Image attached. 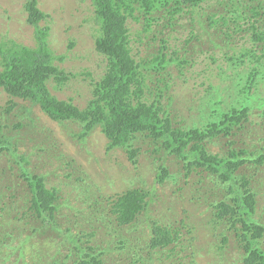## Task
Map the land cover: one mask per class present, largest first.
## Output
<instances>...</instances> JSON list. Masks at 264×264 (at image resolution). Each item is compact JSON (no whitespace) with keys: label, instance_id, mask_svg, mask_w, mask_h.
Masks as SVG:
<instances>
[{"label":"rangeland","instance_id":"rangeland-1","mask_svg":"<svg viewBox=\"0 0 264 264\" xmlns=\"http://www.w3.org/2000/svg\"><path fill=\"white\" fill-rule=\"evenodd\" d=\"M233 1L208 0L197 9H186L181 14L185 17L180 20L185 27L177 32L171 26L177 22L178 14L174 15L175 19L170 16V21H162L163 29L155 23L156 29L162 30L155 40L144 31L145 23L130 19L132 31L144 29L141 32L156 44L154 53L137 51L132 45L138 61L152 59L150 65L161 61L162 57L172 63L171 80L167 78V86L171 81V90L170 86L168 88L172 97L167 93V86L160 85L162 88L156 90L164 89L162 101L181 125L188 121L191 126L203 129L214 121L219 108L228 109L231 105L241 108L244 103L249 106V100L254 107L264 103V40L255 48L261 57L259 64L252 57H244L252 49L250 41H256L251 26L257 27L261 22L256 21L258 17L249 8L251 0H244L240 5L238 0ZM256 4L264 10V0H256ZM40 9L49 15L43 26L50 29L48 40L55 53L54 64L73 75L61 86L50 82L49 91L60 100L73 101L79 109H86L93 98V84L102 79L106 70L105 60L96 51L100 28L95 23L92 1L41 0ZM239 15L245 20L238 19ZM258 27L264 35V27ZM163 38L169 42L164 43ZM1 43L36 47L34 29L27 22L25 0H0ZM175 50L184 51L187 56L188 63H183L182 69L175 63ZM232 56L240 61L243 58L247 63L232 66L227 60ZM87 71L91 77L83 74ZM13 103L16 108L8 114L7 108ZM255 113L256 110L247 124L246 139H240L242 132L237 136L232 132L231 147L242 153L259 149L258 139L264 140V119ZM29 117H34L39 127L47 132V138L40 135L35 140L38 131ZM155 145L149 140H137L134 149L138 157L133 162L128 149L109 150V140L102 127L84 139L81 126L59 124L39 106L12 98L1 90L0 187L3 186L8 194L0 197V233L9 231L11 236H0V250L11 252L6 264H53L71 253L74 255L69 260H76L79 253L88 254V260L101 255L105 264H139V260L145 264L152 255L153 264H243V250L236 240L245 231L243 224L236 225L240 230L237 236L223 226L213 227L210 222L217 210L211 217L204 205L207 198L212 197L203 189L208 186L205 187L201 178L196 179L192 170L188 172L185 165L168 156L164 149L151 153L150 146ZM12 146L17 150L15 155L5 149ZM43 149L47 150V156ZM216 149L219 148H212L217 152ZM27 153L30 159L23 161ZM17 155L23 157L19 163ZM22 167L29 176H43L49 188L58 190L63 199L59 200L67 202L57 212V218L66 223L73 237L57 242L55 232L34 227L41 226L36 215H30L33 226L21 219L22 213L15 216L22 201L13 200L11 192L22 193L23 188H30ZM163 167L169 169L170 176L160 185L157 180L160 182ZM259 169L260 172H253L247 167L240 173L254 177L251 185L257 193V205L264 213V187L258 189L255 184L264 172V168ZM131 189H140L143 193L150 191L152 195L146 200V211L138 220L133 225L122 226L112 212L113 203ZM215 192L216 189L213 197ZM220 199L219 196L216 205ZM5 205H8L6 212ZM11 214L16 217L13 221L8 218ZM257 219L264 224V214H257ZM156 226L171 230L176 240L165 253L162 251L158 255L146 247ZM224 236L229 237L225 253L218 250ZM6 244L10 245V250ZM22 246L27 247L28 256L26 260L17 261L12 257L16 254L13 249L17 251ZM165 255L173 257L169 259ZM220 255L221 262L217 259Z\"/></svg>","mask_w":264,"mask_h":264},{"label":"trees","instance_id":"trees-1","mask_svg":"<svg viewBox=\"0 0 264 264\" xmlns=\"http://www.w3.org/2000/svg\"><path fill=\"white\" fill-rule=\"evenodd\" d=\"M91 1L95 12V23L100 28L98 36H96V51L105 60L106 70L102 79L95 85L93 84V98L86 109H79L73 104V101L60 100L49 91L48 84L50 82L61 86L70 81L73 75L54 64L55 53L48 40L50 29L48 26H43V23L48 21L49 15L40 9L41 0H25L27 22L34 29L36 47L21 46L17 43L0 44L2 64L0 91L4 90L12 98H19L21 101L39 106L45 114L59 124L74 123L81 126L84 139L89 137L96 128L102 127L109 140V150L128 149L133 162L138 157L137 150L134 149L137 140H149L154 145L156 144V147L150 146L151 153L153 151L157 153L164 149L168 156L174 157L182 166L185 165L188 172L192 170L196 179L201 178L205 187L208 186L203 189L212 197L207 198L204 205L209 210L211 217H214L215 210H217V215L210 222L213 227L223 226L232 234L236 233L235 236H237L240 230L236 228V225L243 224L245 231L236 238L243 250V264H264V224L261 219H257V214L264 213L261 212V206L257 205V193L251 185L254 177L248 178L247 175L240 173L247 167L253 172H260L259 168H264V140L258 139L256 145L259 149L251 153L249 151L242 153L241 150L238 151L231 147L233 134L237 136L238 132H242L240 139H246L247 124L255 110V115L264 119V103L254 107L253 102L249 100L247 102L249 106L244 103L241 108L236 105H231L227 107L228 109L219 108L215 112L214 121L203 129L191 126L188 121L186 125H181L172 113L168 112L162 101L164 89L160 92L156 90L162 88L160 85L167 86V78L171 80L172 72L169 69L172 63L162 57H160L161 61L153 62L150 65L148 63L152 59L139 62L132 47L133 45L137 51L154 53L156 44L152 40L159 38L158 35L162 33V30L156 29L155 23L163 29L162 21H170L172 17L175 19L174 15L178 14L177 22L171 26V28L174 27V32H177L185 27L184 24H180V20L185 17L181 14L188 8L197 9L208 0ZM238 1L240 5L244 0ZM232 2L234 3L233 0ZM249 8L254 16L258 17L256 21L261 22L258 26L264 27L262 7L256 4V0H251ZM130 19L145 23L146 28L143 30L153 35L152 40L141 32L143 30L132 31ZM238 19L245 20L240 15ZM258 26H251L256 41H250L252 49L244 54V57L254 58L257 64L261 61V57L257 55L255 48L261 40H264V35L258 30ZM165 39L163 38L161 41L167 44L169 40L165 41ZM140 45H144L146 49H142ZM174 54L177 67L188 63L184 51L175 50ZM158 55L160 56V54ZM227 60L232 66H237L240 62L247 63L245 59L242 58L240 61L234 56L227 57ZM83 74L92 76L90 71ZM169 86L171 90V81L167 86V93L171 96ZM15 108L16 104L13 103L7 108V113H12ZM33 118L29 117V121L34 120ZM183 122L186 121L183 120ZM33 127L38 131L35 135L36 141L40 135L48 137L47 132L39 127L36 120L33 122ZM258 129L262 130L260 127ZM214 146L220 150L216 149L217 152L212 150ZM5 149L12 151L13 155L17 153L13 146ZM43 152L47 156V150L43 149ZM26 156L27 158H23L17 155L18 163L22 158L23 161L30 159L28 153ZM22 170L30 188H23L22 193L11 192L13 200L22 201L15 211L17 215H13L17 217L22 213L21 219L28 224H30V215H36L41 228L34 227L37 230L45 228L47 232H55L54 240L57 242L73 237L72 231L69 230L66 223L57 218V212L67 203L60 201L63 199L58 190L49 188L43 176H29L24 167ZM168 175L169 169L163 167L159 177L160 183L163 184ZM263 176L264 172L255 183L258 189L264 187ZM214 189H216L215 197L212 194ZM7 194L8 192L1 186L0 197ZM150 196L140 189H131L122 194L113 203L112 212L116 221L122 226L133 225L138 216L146 211L148 205L146 200H149ZM219 196L221 202L216 205ZM7 208L8 205H5V212ZM12 210L13 208H10L11 212ZM13 215L8 217L10 221L16 218ZM57 233L60 234L59 237L56 236ZM0 236L11 237L9 231L3 232L2 235L0 233ZM228 238V236H224L218 248L219 251L225 253ZM175 242L171 230L156 226L152 244L147 249L158 255L162 251L165 253L167 248ZM6 245L10 250V245ZM13 250V254L16 252L17 256L14 254L12 257H16L17 261L27 259L28 249L26 246L18 247L17 251ZM72 255L74 254L58 258L53 264H79L80 261H83L82 264H105V258L103 260L101 255L88 260V254L79 253L78 256L75 255L76 260H69ZM35 257L38 258V256ZM172 257L171 255L166 256L169 259ZM10 258V251L0 250V264H6ZM219 258L221 262V255L217 259L219 260ZM138 263L142 264L141 260ZM153 263L152 255L145 264Z\"/></svg>","mask_w":264,"mask_h":264},{"label":"clouds","instance_id":"clouds-1","mask_svg":"<svg viewBox=\"0 0 264 264\" xmlns=\"http://www.w3.org/2000/svg\"><path fill=\"white\" fill-rule=\"evenodd\" d=\"M30 26V25H29ZM225 151H227V150H225ZM157 182H158V184H160V185H164V184H162V183H160L159 182V180H157ZM149 194V195H152V193L149 191V192H146L145 194ZM152 235H151V237L147 240V246L146 247H148L149 245H151L152 244V240H153V237H154V230L152 229V233H151Z\"/></svg>","mask_w":264,"mask_h":264},{"label":"water","instance_id":"water-1","mask_svg":"<svg viewBox=\"0 0 264 264\" xmlns=\"http://www.w3.org/2000/svg\"><path fill=\"white\" fill-rule=\"evenodd\" d=\"M139 217H140V215L138 216V218H139ZM138 218L136 219V221L138 220ZM136 221H135V222H136Z\"/></svg>","mask_w":264,"mask_h":264}]
</instances>
